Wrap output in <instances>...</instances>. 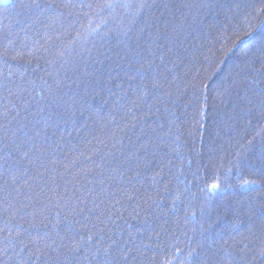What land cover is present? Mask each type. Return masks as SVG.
Returning a JSON list of instances; mask_svg holds the SVG:
<instances>
[{
    "label": "trees",
    "instance_id": "16d2710c",
    "mask_svg": "<svg viewBox=\"0 0 264 264\" xmlns=\"http://www.w3.org/2000/svg\"><path fill=\"white\" fill-rule=\"evenodd\" d=\"M45 2L59 7L0 5V264H55L73 241L82 261L112 245L120 264H199L210 237L264 264L259 212L232 211L264 203V181L240 186L264 172V59L237 41L264 0ZM141 66L171 93L164 132ZM55 101L70 110L58 127Z\"/></svg>",
    "mask_w": 264,
    "mask_h": 264
},
{
    "label": "snow or ice",
    "instance_id": "6c2138e0",
    "mask_svg": "<svg viewBox=\"0 0 264 264\" xmlns=\"http://www.w3.org/2000/svg\"><path fill=\"white\" fill-rule=\"evenodd\" d=\"M0 5L10 8H16L17 3L16 0H0ZM23 11L29 15V17L33 15H39L47 13L49 10L58 8L59 5L46 3L45 0H19L18 5ZM113 5L108 4L104 7L111 8ZM145 5H141L144 7ZM204 7L211 8L212 4L207 3L203 5ZM81 8H88L89 10L93 9V4H81ZM95 7H100L99 5H95ZM236 7H240L239 4ZM253 12L249 13L245 19L248 21L247 27L243 30V35L237 33V41H245L247 45H249L248 49L245 52V55L249 53H258L261 59H264V28H261V24H264V5L260 7L253 6ZM251 17V19H249ZM260 18L261 23H253L252 21ZM258 29L260 31L258 32ZM254 33L256 35H254ZM15 59V57H13ZM151 61H149V66H151ZM144 66H141L140 69L137 70V75L141 77V83L139 85L141 89L142 99L146 106V114H154L158 116L157 121L155 122V126L151 128L152 132H164V129L167 124L174 123L171 118L174 116V113L171 111V106L173 101L171 99V93L167 92L164 89L163 83H161L158 76H151V86L149 87V83H145V72ZM7 79V78H5ZM6 87V85H0ZM153 90H156L153 92ZM256 95L259 96L258 105L260 108V115L264 117V90H261L260 93ZM152 98V102H148V98ZM250 103L252 101H249ZM53 111H51L45 123L47 124L49 121L52 125L56 127L59 126V121H67L70 119L69 109L64 108L59 101L53 102L51 106ZM170 131V129H169ZM167 133H165L166 135ZM162 138V137H161ZM251 144V141H249ZM0 152L5 153L4 155H0V159H3L7 162L8 157L12 155L11 146L8 144H3L0 146ZM262 161H264V149H262ZM238 163H242L241 160L238 159ZM261 181H264V172H262L260 180H244L241 187L248 188L251 190L252 185L261 184ZM264 186V185H261ZM211 190L215 191L220 188L219 183H212ZM261 199L264 200V194L261 195ZM201 213H204L205 209H200ZM233 214L236 216L237 220L241 216H248L251 218L252 214L256 211L259 212V228L262 233H264V203L254 205L249 201L247 207H237L232 209ZM192 216H195L196 213H191ZM234 230L238 231V228L234 226ZM249 231H252V228H249ZM91 239V237H89ZM115 243V242H113ZM65 251L61 253L62 258H58L55 261V264H84V261L87 264H120L121 258L124 256V252L127 250L121 249L118 254H114L111 251L112 245H109L107 249L96 248L94 251H90L87 255L83 256V261L80 259L83 254V249L77 245L76 241H73L71 244H66L62 246ZM192 253H189V257H191ZM199 264H238L235 253L228 247H226V242L218 243L217 239L209 238L208 243L206 245H201V252L196 253ZM256 255L264 260V248H261ZM255 259V257H254ZM161 264H172L170 259L165 258Z\"/></svg>",
    "mask_w": 264,
    "mask_h": 264
},
{
    "label": "bare ground",
    "instance_id": "6f19581e",
    "mask_svg": "<svg viewBox=\"0 0 264 264\" xmlns=\"http://www.w3.org/2000/svg\"><path fill=\"white\" fill-rule=\"evenodd\" d=\"M17 1V0H16ZM116 1V0H115ZM123 2H119V4H122Z\"/></svg>",
    "mask_w": 264,
    "mask_h": 264
}]
</instances>
